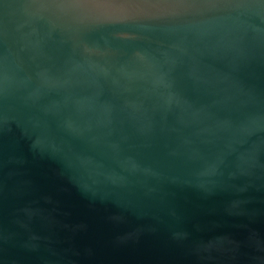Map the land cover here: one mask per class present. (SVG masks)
Masks as SVG:
<instances>
[{"label":"water","instance_id":"obj_1","mask_svg":"<svg viewBox=\"0 0 264 264\" xmlns=\"http://www.w3.org/2000/svg\"><path fill=\"white\" fill-rule=\"evenodd\" d=\"M0 264H264V0H0Z\"/></svg>","mask_w":264,"mask_h":264}]
</instances>
